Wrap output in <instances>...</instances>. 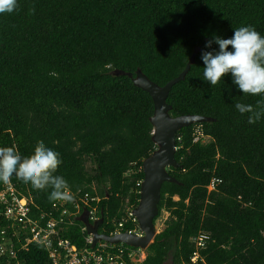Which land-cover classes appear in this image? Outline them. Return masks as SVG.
<instances>
[{
  "label": "trees",
  "instance_id": "16d2710c",
  "mask_svg": "<svg viewBox=\"0 0 264 264\" xmlns=\"http://www.w3.org/2000/svg\"><path fill=\"white\" fill-rule=\"evenodd\" d=\"M245 25L264 35V0H18V10L0 14V147H14L21 158L34 155L40 142L58 152L62 163L54 174L72 193L98 197L102 231L107 219L118 222L126 206L136 207L141 163L155 149L150 96L111 71L140 69L162 86L198 47L166 103L171 117L210 121L175 134L179 167L167 171L177 182L161 185L154 220L162 211L168 216L141 264H264V113L249 123L251 114L234 107L240 102L258 111L264 95L243 94L230 74L210 86L200 59L202 51L218 49L214 42L205 47L213 35L230 38ZM196 125L204 143L192 141ZM8 183L27 198L28 217H57L49 213L50 188L34 189L15 175ZM128 222L122 232L135 227ZM81 225L73 221L61 236L81 247ZM16 232L3 221L0 241L18 248L24 240ZM199 234L203 247L196 249ZM16 255L21 264H52L42 244ZM0 264H10L8 257Z\"/></svg>",
  "mask_w": 264,
  "mask_h": 264
},
{
  "label": "built area",
  "instance_id": "2783aa9c",
  "mask_svg": "<svg viewBox=\"0 0 264 264\" xmlns=\"http://www.w3.org/2000/svg\"><path fill=\"white\" fill-rule=\"evenodd\" d=\"M201 127L196 125L192 129V141L196 142L202 138ZM141 180L136 181L135 186L140 190ZM214 188V181H211L207 186L210 191ZM68 192L72 197L70 200H55L49 213L51 211H58L57 217L47 215L41 212L37 217H28V200L20 196L11 183H6L2 190H0V224L5 221L10 223L11 227H16L15 235L23 236L24 240L18 248L14 243L4 238L0 241V258L8 257L10 264H21L16 260V254L19 250H25L30 243L42 244L48 254L52 264H139L144 261L145 251L138 247H128L124 243H110L103 240H98L92 247V236L87 233L85 225L81 226L80 233L84 235L83 244L81 247L74 246L68 239L61 236V230L65 229L68 224L77 219L78 214L82 211H87L88 220L90 224L99 219L98 197H89L87 193L81 194L80 191L72 193ZM132 206L128 205L124 208L127 214L119 218L118 222L115 217L105 221V227L100 234L114 236L122 232L123 224L128 221L136 224V219L130 214ZM102 213V211H101ZM166 218L168 213L165 212ZM103 215V214H102ZM157 220V219H156ZM155 220V221H156ZM166 219L163 220V223ZM104 223V218H103ZM122 223V224H121ZM57 225L61 226L57 230ZM112 226V229H107V226ZM101 226V225H100ZM164 226V225H163ZM106 228V231L104 230ZM124 233L133 234L135 236H142V231L138 228L124 230ZM17 236V237H18ZM21 240L20 238H18ZM194 246L196 249L203 247V236L197 235L194 239ZM198 257L195 251L190 257L191 261H195Z\"/></svg>",
  "mask_w": 264,
  "mask_h": 264
},
{
  "label": "clouds",
  "instance_id": "9594fccd",
  "mask_svg": "<svg viewBox=\"0 0 264 264\" xmlns=\"http://www.w3.org/2000/svg\"><path fill=\"white\" fill-rule=\"evenodd\" d=\"M14 10H18V0H0V14ZM213 42L218 49L201 53L203 80L210 86L224 84V76L230 74L232 83L243 94L264 95V35L245 25L234 28L230 38L213 35L205 47L210 48ZM234 107L241 114H251L249 123L264 113V107L253 111L250 104L236 102ZM61 163L60 154L43 142L37 145L34 155L24 158L14 147H0V181L7 183L15 175L34 189L50 188V200H70L67 181L54 174Z\"/></svg>",
  "mask_w": 264,
  "mask_h": 264
},
{
  "label": "water",
  "instance_id": "95a60500",
  "mask_svg": "<svg viewBox=\"0 0 264 264\" xmlns=\"http://www.w3.org/2000/svg\"><path fill=\"white\" fill-rule=\"evenodd\" d=\"M198 47H195L191 53L184 69L173 79L167 81L164 85L159 86L152 82L140 69L134 71V75L130 72L121 70H113V75H126L132 84L139 89L145 91L152 100L153 111L149 117V122L152 126L151 140L155 145V149L149 156L144 158L141 163L143 179L140 184L139 200L133 214L137 219L139 229L143 235L135 237L133 234L119 233L114 236L100 234L98 225L103 221L101 213L100 219L93 224L87 220V213L83 211L79 220L85 224L87 233L92 235L91 247L98 241L103 240L110 243H124L128 246L146 249L152 242L155 233L154 224L155 218L158 215V203L160 199V188L164 182L177 181L168 173L167 168L179 167V164L174 158L175 153V134L183 127L193 123H201L210 121L208 117L200 115H180L171 117L169 110L171 106L166 103V97L171 86L184 79L190 65L194 62V57Z\"/></svg>",
  "mask_w": 264,
  "mask_h": 264
},
{
  "label": "bare ground",
  "instance_id": "6f19581e",
  "mask_svg": "<svg viewBox=\"0 0 264 264\" xmlns=\"http://www.w3.org/2000/svg\"><path fill=\"white\" fill-rule=\"evenodd\" d=\"M202 132V131H201ZM202 135H203V133H202ZM208 138L207 137H205L204 135L202 136V138L201 139H199V140H197L196 142H198V141H200V142H202V143H204L206 140H207ZM175 149H177L176 147H175ZM142 169V168H141ZM142 181V180H141ZM141 184V183H140ZM138 200H139V198H138ZM138 203V202H137ZM137 206V205H136ZM136 208V207H135ZM135 208H132V210L131 211H129L130 212V214L136 219V217L134 216V214H133V210L135 209ZM82 213H83V211L80 213V214H78V215H76L77 216V219H76V221H79V222H81L80 220H79V217L82 215ZM86 213H87V211H86ZM126 214H127V212H126ZM100 215H101V213H100ZM99 219H100V217H99ZM87 220H88V213H87ZM98 220V219H97ZM96 220V221H97ZM73 221H75V219L73 220ZM73 221H72V223L71 224H68L67 226H70V225H72L73 224ZM89 221V220H88ZM96 221H94V222H96ZM93 222V223H94ZM132 223V222H131ZM81 226H83V225H85L83 222H81ZM133 224H135V223H133ZM154 224V223H153ZM138 225V222H137V219H136V224H135V227ZM66 226V227H67ZM155 226H156V223H155ZM135 227H133L132 229H135ZM81 228V227H80ZM138 228H139V225H138ZM61 229V226L60 225H57V230H60ZM131 229V230H132ZM154 229H155V227H154ZM121 233H124V232H121ZM128 234V233H127ZM142 235H143V233H142ZM92 236V235H91ZM135 237H138V236H135ZM72 243V242H71ZM74 246H76L74 243H72ZM126 245V244H125ZM126 246H128V245H126ZM76 247H78V246H76ZM129 248L130 247H132V246H128ZM135 248V247H134ZM144 251H145V253H146V249H144ZM145 257H146V255H145ZM198 258V257H197ZM197 258H196V260H197ZM145 259V258H144ZM195 260V261H196ZM195 261H191V262H195ZM139 264H141V263H139Z\"/></svg>",
  "mask_w": 264,
  "mask_h": 264
},
{
  "label": "rangeland",
  "instance_id": "374dc122",
  "mask_svg": "<svg viewBox=\"0 0 264 264\" xmlns=\"http://www.w3.org/2000/svg\"><path fill=\"white\" fill-rule=\"evenodd\" d=\"M86 168L90 169V164L86 163ZM166 213L164 211L161 212L160 216L157 218V220L155 221L156 226H155V233H158L162 230V228L164 227V223L163 220L166 219Z\"/></svg>",
  "mask_w": 264,
  "mask_h": 264
},
{
  "label": "flooded vegetation",
  "instance_id": "af4514ba",
  "mask_svg": "<svg viewBox=\"0 0 264 264\" xmlns=\"http://www.w3.org/2000/svg\"><path fill=\"white\" fill-rule=\"evenodd\" d=\"M154 223V227H155V222H153Z\"/></svg>",
  "mask_w": 264,
  "mask_h": 264
}]
</instances>
